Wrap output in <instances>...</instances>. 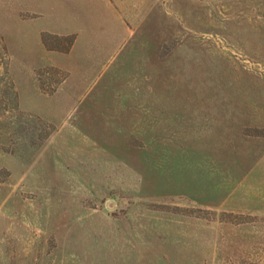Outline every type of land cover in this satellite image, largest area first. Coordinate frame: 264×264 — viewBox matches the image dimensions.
Returning <instances> with one entry per match:
<instances>
[{
	"label": "rangeland",
	"instance_id": "1",
	"mask_svg": "<svg viewBox=\"0 0 264 264\" xmlns=\"http://www.w3.org/2000/svg\"><path fill=\"white\" fill-rule=\"evenodd\" d=\"M0 264H264V0H0Z\"/></svg>",
	"mask_w": 264,
	"mask_h": 264
}]
</instances>
